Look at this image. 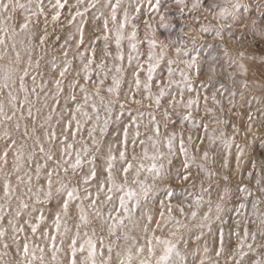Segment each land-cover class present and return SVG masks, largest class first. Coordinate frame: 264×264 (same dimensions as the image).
<instances>
[{
  "label": "snow or ice",
  "instance_id": "6c2138e0",
  "mask_svg": "<svg viewBox=\"0 0 264 264\" xmlns=\"http://www.w3.org/2000/svg\"><path fill=\"white\" fill-rule=\"evenodd\" d=\"M98 0H90V4H84V0H77V5L84 4V9L81 11L79 7L75 15L69 13L68 23L75 24V33L64 40L61 45L63 51V60L61 64H57L55 59L51 61L52 69L59 68L57 77L52 80L55 89V94L52 95L53 104L51 110L46 118L48 123V130L43 139L40 136L30 135L28 125H24V131L18 139L14 133H20L22 120H31L33 118V106L29 97L36 94L37 100L40 99V92H44L45 100L48 98V92H45V84L43 78L39 86L37 85V76L40 75L39 71L36 74H31L29 69L33 67V60L31 58L27 61V68L20 69L17 65L20 62V52L16 51L17 37L23 36L21 43L27 42L28 50H32V41L35 39L37 45L41 46L42 51L45 49L46 41L49 40L48 23L49 14L51 22L56 23L60 21L62 11L68 4V0H0V46L4 48L11 47L15 51V58L8 62L6 67L0 68V89L8 88L7 99L9 100V107L6 111V106L0 102V141L5 142L3 150H0V174L4 175L3 179V197L10 201L15 198L18 201V206L15 212V217L22 215L23 210L30 208L28 200H32L34 204L45 205L56 199L57 209L53 214L50 230H41V225L48 228L46 216L44 211H39L35 217L29 216L26 221L28 229L33 237L38 233L41 238L45 240L46 246L51 247V260L56 261V264H65V261L58 259V253L63 250L65 238H67V249L64 253L66 257V264H112L114 242L105 244V237L103 233H107L108 237H115L116 240L123 238L124 245L120 250L115 252L116 264H184V257L181 254L178 243L182 237L180 236V229L187 228L188 225L177 219L172 215L173 205L171 203L165 204L163 200L159 202V206L164 211L157 213L160 221H154L151 211L145 212L143 205L148 204L154 191L158 187H162L172 177L173 157L179 153L183 154L180 165L176 170L175 179L180 183L189 182L193 178L191 169L193 167L199 169L204 173V178L211 179L214 175L212 171L207 169L203 163H197V156L191 152L189 147L186 146L183 132L177 133L176 131H167L168 124L171 121V113L179 107L184 111L181 113V128L187 122L192 128L202 127L205 133H208V125L197 124V119L194 113H198L201 109V101L203 102V110L205 114H215V109L209 107V100L212 104L219 107L223 111L220 100L217 94L213 93L211 97L208 95L201 96L200 91L193 86V78L206 76L205 84L217 80L219 75L225 71L223 65L220 64L219 57H213L207 63L205 69L201 63V53L197 47V40L202 39L205 35H211L213 40H219L222 43L217 46L208 45V47L215 50L216 47L222 49V54L227 58L226 63L229 67L237 65L241 75H246L247 69L245 65L240 62L244 59V53H238V59L231 57L229 48L225 46V32L227 31L228 39L235 36L234 28L247 29L253 35L264 36V0H259L255 5L251 4L250 0H172V3H166L165 0H146L148 4V11L151 20L163 28H169L170 21L173 18V10L178 11L181 16L187 12L189 14L203 13V17L197 15H190V19L196 22L198 28L192 29L197 35L191 37L190 43L194 46L191 49L186 47L183 40L172 41L156 39V29L153 28L149 20H145L144 26L147 30L151 31L152 36L148 39V52L146 60L143 63L140 61V53L138 51L137 39V25L131 23L135 19V15H139L143 4L141 0H136L135 4L129 3L125 6L124 0H107L108 15L104 11H98L94 19L101 20L102 35L104 46L102 49L103 55L100 56L97 62V49L94 46L85 47V23L83 19L90 8L97 7ZM131 8L132 12H129ZM258 13L257 18L251 15L245 16V12H250L252 9ZM20 10L22 13L19 22H17L16 13ZM135 14V15H133ZM154 14V15H152ZM118 15H122V19L118 20ZM81 17L79 23L76 18ZM41 18H43L41 20ZM158 18V19H157ZM12 23H9V22ZM109 21H111L112 28H109ZM206 21V22H205ZM130 26V28H129ZM125 29H129L125 33ZM114 32V43L116 47V54L113 55L109 51V44L111 40V33ZM183 35V29H181ZM241 38H244V33L241 32ZM12 43L9 45L8 40ZM57 40L60 38L57 36ZM128 40L129 47L132 52L137 53L134 57L129 54L127 56V65L131 67L133 60H136V69L132 73V82L128 86V92L123 97L121 102V86L124 81V61L125 55L122 50V41ZM75 41L70 45L69 41ZM169 44H178L175 47L177 59L167 57V49ZM75 48L76 51L72 53V58H69L70 48ZM181 53L186 59H180ZM111 57L113 64L111 68L107 67V59ZM79 58L80 71H75V76L80 77L81 71L83 72V79L86 82H92L94 86V97H90L89 88L87 83L80 84L79 80H75L70 84L71 91L64 98L63 111L69 113V118L64 122V128L61 130L60 136L57 135L55 128L51 126L53 113L60 107V97L64 92L62 86L66 73L73 68V59ZM41 59L43 57L41 56ZM119 62V63H116ZM182 63L185 67L179 71L180 79L177 80L176 70L172 67L174 64ZM147 65L145 68L144 65ZM161 65L166 67V81L162 77L165 73L161 72L157 76V70ZM35 68H40V60L35 61ZM115 72L111 76V84L104 88L105 81L109 78V73ZM141 72L146 73L144 79L141 78ZM99 77L93 79V76ZM30 78L32 81L31 89L25 86V79ZM227 79L232 84L240 83L243 87L247 88V82L244 80L237 81L233 72L227 73ZM19 84V90L24 92L23 102H19L18 96L14 95L12 89L16 84ZM157 91L153 92V86ZM221 94L226 91L223 81H217ZM39 87V92H38ZM77 88L82 94V102H77L76 91ZM109 94L111 99L105 104V98L101 96V90ZM204 88V84L201 85ZM50 91V90H49ZM186 93L188 94L186 96ZM2 94V93H0ZM141 96L138 99L137 96ZM237 93L231 92V96L235 97ZM167 97V100L165 98ZM90 98L92 99L89 104ZM95 98H99V105ZM144 99L149 101L148 107L155 108L160 111L161 119H157L154 112L149 113V124L151 125V135L146 139L151 142V147L154 149L153 153L149 155L147 148H142L141 155H137L135 148L137 144L143 145L145 140L140 139L141 125L143 123V113L138 112L136 116H132L131 112L128 114V122L123 126L121 132V139L117 145L103 144L102 138L107 134L110 120L112 119L113 106L119 105V112L117 120L125 115L126 105L129 103L142 105ZM69 102L73 105L69 108ZM162 102H164L162 104ZM229 105L234 106V100L229 99ZM25 105L27 107L25 108ZM48 107L47 104L44 105ZM101 106L105 112V117L101 123L100 111ZM91 108V113L87 110ZM40 112V109H36ZM19 113V116H17ZM26 113V115H25ZM94 114V115H93ZM252 119L251 116L248 117ZM89 121H94L92 127L87 131L88 141L83 137L79 140L76 139L77 134L81 132L82 124ZM60 123L58 119L56 121ZM75 122V123H73ZM163 125L164 134L162 136L161 126ZM45 125H40L43 128ZM148 128V125H144ZM99 129V135H97ZM132 129V132H129ZM33 133L35 128H33ZM131 135V140L129 136ZM71 136L72 142L69 143ZM62 137V138H61ZM224 133L221 132L220 139L228 150V155H231V142L223 139ZM217 137H209L210 143H215ZM27 140H32L33 144L28 145ZM59 140V144L56 141ZM234 140V137H233ZM197 143H203L202 139L197 141L193 140L192 135H188L187 144L195 148ZM47 145V147H46ZM79 145V147H77ZM166 147L167 151H161V147ZM106 147L103 152L102 159L104 161L102 166L97 165L98 155L101 154L102 149ZM129 148L132 149L129 155ZM36 149L43 156L44 163H36L34 174L37 183L33 184V175L28 172L25 165L34 161L36 156ZM238 153L236 157V169H240L241 158L245 155L244 148L237 145ZM196 151H199L197 148ZM13 154L11 172L17 174V187L21 184L24 185L26 192L23 196L16 194V187L10 179V175L5 172L8 165L9 153ZM201 159L207 161L209 153L204 151ZM144 160L150 161L146 166ZM52 161V166L49 168L48 162ZM87 169L85 170V166ZM224 167L228 166L227 159L224 160ZM252 171L247 172V179L254 180L259 193L261 194L256 203L253 204L252 215L259 219L262 229H264V214L256 211L259 203H264V162L259 165V171H256L257 165L252 164ZM25 175H19L21 171ZM44 174V182L39 183L41 173ZM61 173L63 175H61ZM129 173H132V179L129 180ZM143 173H146L144 179H141ZM103 175V179L100 176ZM228 179L227 176L224 177ZM149 180L151 182H149ZM95 183L97 191L95 194L91 191V186ZM131 185H136L132 187ZM195 186V185H193ZM201 193L195 196L194 204L198 209L204 203V193L209 194L207 200V211L201 216V223L197 227L204 229L207 228L211 232V224L213 220H220L221 213L224 211L223 201L230 197V191L225 188L223 195H219L218 200L214 203L211 199V188H205L201 183ZM238 191L242 194L243 199L247 200L253 196V191L248 186L239 187ZM104 194V199H101V193ZM165 197L170 201L174 195L171 188L165 190ZM27 197V200L24 198ZM118 200V209L116 205L109 210L105 216L102 207L106 202ZM87 201V204H85ZM176 210L184 215V208L176 205ZM192 207V204H189ZM240 209L245 208V204L239 205ZM137 210L140 212V217L137 219L135 213ZM215 211V216L212 213ZM167 213V222H165V214ZM239 214V213H238ZM191 218H197V211L190 213ZM4 219V209L0 205V222ZM244 219L247 221V216ZM69 221L73 223L70 225ZM98 221L96 226L90 227L94 222ZM127 221V223H126ZM143 221V223H140ZM171 223L174 231L170 235L176 237V240L166 239L156 235V231L152 229L155 224V229L162 231L163 228L168 227ZM239 223V221L237 222ZM8 224L12 226L14 234L24 232V227L14 223V218L8 220ZM140 227L144 233L146 246L140 245L136 242V238L130 235L129 229ZM90 228V232L89 229ZM83 234H81V230ZM7 229L0 226V240H3L7 235ZM53 231L55 234H53ZM101 235H97V233ZM149 234L151 238H149ZM235 235L239 238L237 251L231 255V260L234 264H242L245 256L248 255L253 249L252 243H247L249 239V231L247 227L244 228L243 234L236 231ZM57 236L60 237V246L57 247ZM200 239V235H197ZM251 239L255 241V236ZM13 243L16 244L17 255L20 259L16 264H48L45 260V248L40 247L39 244L28 241V237L24 238V243L20 244L16 235L12 236ZM264 247V242L261 243ZM157 247H159V254H157ZM245 247L248 251H245ZM3 248L8 249L9 244L3 243ZM107 249V255H105ZM147 250L148 258H140L144 256ZM209 249L204 248L205 257L210 260V264H220V260L216 259L211 261L208 257ZM217 258L224 256L225 264H228L227 255L225 254L224 247V234L223 231L219 233V247L215 251ZM200 264H205V259L200 260ZM256 264H264V260L256 261Z\"/></svg>",
  "mask_w": 264,
  "mask_h": 264
},
{
  "label": "rangeland",
  "instance_id": "374dc122",
  "mask_svg": "<svg viewBox=\"0 0 264 264\" xmlns=\"http://www.w3.org/2000/svg\"><path fill=\"white\" fill-rule=\"evenodd\" d=\"M23 2V0H22ZM125 6L129 3V0H124ZM166 3H172V0H165ZM251 4L255 5L259 2V0H250ZM47 4V0H45ZM132 4L136 3V0H131ZM143 7L141 8V12L139 15H135V19L131 21V23H135L137 25V39L140 42L138 44V51L140 53V61L143 63L146 60L147 52H148V39L151 38V31L147 30L144 26V21L149 20L153 28L156 29V39L157 40H165L167 43L168 40L172 41H180L183 40L188 49L193 48L194 46L190 43L191 37L197 35L192 29L198 28V25L195 21L190 19V15H197L198 17H203V13H195L189 14L187 10L181 16L178 11L173 10V18L170 21L169 28L160 27L155 20L150 19L148 4L146 0H141ZM84 4H90V0H84ZM84 4L77 5V0H68V4L65 6L64 10L61 14L60 21L55 24L51 22V16L49 14V23H48V35L49 40L46 41L45 49L42 51L41 46L37 45V41L33 39L32 41V50H28L27 42L21 43L23 41V36L17 37V48L16 51L20 52V62L17 65L18 68L23 69L27 68V61L29 58L33 60V67L29 69L31 74H36L39 71L40 75L37 76V85L41 83V79L43 78V82L45 84V92H48V98L45 100L44 92H40V99L37 100L36 94L30 95L29 99L32 102L33 106V118L31 120H22L20 133H14V135L20 139L21 133L24 131V125H28V131L30 135L40 136L42 139L45 136V133L48 130V123H46V118L51 110V106L53 104L52 95L55 94V89L52 84V80L57 77V73L59 68L53 70L51 66V61L55 59L57 64H61L63 60L62 56V47L64 40L69 36L75 33V24L68 23V15L71 13L75 15L77 7L81 11L84 9ZM98 11H104L106 15H108L107 9V0H98L96 8H90L87 12L86 16L83 18L85 23V47L91 45L96 47L97 49V62H99L100 56L103 55L102 49L104 46V40L102 35V26L101 20L94 19L95 15L98 14ZM129 12L132 10L129 8ZM154 15V14H152ZM246 17L251 15L253 18L258 17V13L253 8L250 12H245ZM22 13L20 10L16 13L17 22L21 18ZM43 18H41L42 20ZM122 19V15H118V20ZM158 19V18H157ZM81 17L76 18V22L79 23ZM206 22V21H205ZM9 23H12L11 21ZM109 28H112L111 21H109ZM130 28V26H129ZM183 29L184 33H188L187 35H183L181 32ZM129 29H125V33L127 34ZM235 36L232 39H228L227 31L225 32V46L229 48V52L231 57L234 59H238V53H244V59L242 62L246 69V75H241L239 72L237 65L228 66L226 63L227 58L223 56L222 49L216 47L215 50L213 48L208 47V45L217 46L222 42L219 40H213L211 35H205L202 39L197 40V47L201 53V63L204 68H207V63L212 60L213 57H219L220 64L217 67L223 65L224 72L222 75L217 77V80L211 81L205 84L206 76H201L199 78H193V86L200 91L201 96L208 95L211 97L213 93L217 94V98L220 100L221 105L223 107V111H220L219 107L212 104L211 100H209V107L215 109V114H205L203 110V102L201 101V109L198 113H194L197 119V124H207L208 125V133H205L202 127L192 128L187 122H185L184 127L181 128V113L184 111L182 108L177 107L174 111L169 109L171 113V121L168 124L167 131H176L177 133L183 132L186 146L189 147L191 152L197 156V163H203L207 169L212 171L214 175L211 179L204 178V173L199 169L193 167L191 169L193 173V178L189 182L180 183L175 179L176 170L180 165V161L183 158V154L177 151V154L173 157V168H172V177L169 181H167L162 187H158L157 190L154 191V194L150 198L148 204L143 205L145 212L151 211L154 221L159 222L160 217L157 215L158 212L164 211L159 206V202L161 200L164 201L165 204L171 203L173 205L172 215L177 219L181 220L185 224L188 225L187 228L180 229V236L182 239L177 241L178 248L181 254L184 257V264H200L201 259H205V264H210V260L205 257L204 248L207 247L209 249L208 257L211 258V261L216 259L220 260V264H225V257L221 256L217 258L215 256V251L219 247V233L223 231L224 234V247L225 254L227 255L228 264H234L231 260V255L235 254L237 251L238 245V237L235 235L236 231H240L241 235L243 234V230L247 227L249 231V239L247 243L253 244V249L248 252V255L245 256L242 264H256L258 260H264V247H261V243L264 242V229L261 228L259 219L252 215L253 212V204L256 203L257 199L260 197L259 190L257 189L254 180L250 181L247 179V172L252 171V164L257 165L256 171H259V165L261 162H264V36L253 35L248 32L247 29H241L239 27L233 29ZM241 32L244 33V38H241ZM114 32L111 33V40L109 44V51L116 54V47L114 43ZM60 39L57 40L56 37ZM8 44L10 45L12 41L9 39ZM75 41H69V44H74ZM179 46L178 44H169L167 49V57L171 59H177L175 53V47ZM122 50L125 55L124 61V81L121 86V102H123L124 95L128 92V86L132 82V73L136 69V60L134 59L131 67L127 65V56L129 54L134 57L137 53L132 52L129 47L128 40L125 39L122 41ZM76 49L70 48L69 50V58H72V53L75 52ZM41 56L43 59H41ZM15 58V51L12 50L11 47L4 48L0 46V68L6 67L8 62ZM108 63L107 67L111 68L113 61L111 57L106 58ZM180 59H186L181 53ZM40 60V68L37 70L35 68V61ZM119 63V62H116ZM145 68L147 65H144ZM172 67L176 70L175 78L177 80L180 79L179 71L184 69V65L174 64ZM75 71H80V60L79 58L73 59V68L66 73V76L63 80V88L64 92L60 97V107L56 109L53 113V119L50 122L51 126L55 128L57 135L60 136L61 130L64 128V122L69 118V113L63 111L64 109V98L71 91L70 84L75 80H79L80 84L87 83L89 88L90 97H94V86L92 82H86L83 79V72L81 71L80 77L75 76ZM163 72L165 75L162 77L166 81V67L161 65V68L157 70V76H160V73ZM233 72L237 81L244 80L247 82V88L243 87L240 83L232 84L230 80L227 79V73ZM115 72L109 73V78L105 81L104 88L111 84V76L114 75ZM2 76V73H0ZM146 77L145 72H141V78L144 79ZM99 77L93 76V79H98ZM217 81H223L226 87V91H223L221 94L217 90L219 89V83ZM2 83V81H0ZM204 84V88H201V85ZM25 86L29 89L32 87V81L30 78L25 79ZM102 88L101 96L105 98V104L111 97L109 94ZM39 92V87H38ZM50 90V91H49ZM9 89L3 88L0 89V102H3L6 106V111L9 107V100L7 99V93ZM14 95L18 96L19 102H23L24 92L19 90V84L17 83L15 88L12 89ZM157 91L155 87V83L153 86V92ZM235 91L237 95L235 97L231 96V92ZM188 94L186 93V96ZM77 102H82V94L79 92L78 88L76 91ZM138 99H141V96H137ZM234 100V106L229 105V99ZM97 104L99 105V98H95ZM167 100V97L165 98ZM92 99L90 98L89 104H91ZM164 102H162L163 104ZM47 104L48 107L44 105ZM149 101L144 99L142 105L140 104H132L129 103L125 108V115L120 117L117 120V115L119 112V105L113 106V114L112 119L109 123V128L107 134L102 138L103 144L107 146L108 144L117 145L121 139V135L118 133L121 132L123 126L128 122V114L131 112L132 116H136L138 112L143 113V123L141 125V136L140 139L145 140L143 145L137 144L135 148V152L137 155H141L142 148H147L149 155H151L154 149L151 147V142L146 139L147 136L151 135L150 132L151 125L149 124V113L154 112L157 116V119H161L160 111L157 110L155 106L149 108ZM27 105H25V108ZM73 105L69 102V108H72ZM39 108L40 112H37L36 109ZM91 113V108L87 109ZM26 115V113H25ZM94 115V114H93ZM19 116V113H17ZM251 116L252 119L249 120L248 117ZM101 123L105 117V112L103 110V106H101L100 111ZM60 120V123H57V120ZM45 126L43 128L40 127L41 124ZM75 123V122H73ZM94 121H89L87 123L82 124L81 132L77 134L76 139L79 140L81 137L85 141L88 140L87 131L92 127ZM144 125H148V128H145ZM33 128H35V132L33 133ZM129 132H132V129H129ZM221 132L224 133L223 139H227L231 142V155H228V150L225 148L222 140L219 138ZM162 136L164 134L163 125L161 126ZM97 135H99V129H97ZM188 135H192L193 140L197 141L198 138L203 140V143H197L195 148L191 145L187 144ZM215 136L217 137L215 143L209 142V137ZM234 137V140H233ZM62 138V137H61ZM131 135L129 139L131 140ZM59 140L56 141L59 144ZM69 143L72 142L71 136L69 138ZM28 145H32V140H27ZM237 145L244 148L245 155L241 158L240 161V169L237 171L236 169V157L238 153ZM5 146L4 141H0V150H3ZM47 147V145H46ZM79 147V145H77ZM199 151H196V149ZM163 152H166V147H161L160 149ZM106 151V147L102 149L101 154L98 155L97 165L102 166L104 161L102 159L103 152ZM207 151L209 153V159L205 162L201 159L202 153ZM132 149L129 148V155H131ZM227 159L228 166L224 167V160ZM12 160L13 154L9 153L8 165L5 168V172L10 175V179L13 183V187H16V194L23 196L26 192V189L23 184L17 187V174L11 172L12 168ZM147 166L150 161H143ZM36 163L43 164L44 159L43 156L39 153L38 149H36V156L33 162L25 165V168L28 169V172L33 175V184L37 183L35 179L34 169ZM52 161H49V168L52 166ZM87 169V165L85 166V170ZM19 175H25V172L22 170ZM61 175H63L61 173ZM147 174L143 173L141 179H144ZM227 176L228 179L225 180L224 177ZM3 179L4 175L0 174V205L3 206L4 209V219L0 222V226L6 228L7 235L3 240H0V264H16V262L20 259V256L17 255L16 244L13 243L12 236L16 235V239L20 244L24 243V238L28 237V241L30 244L35 243L39 244L40 247L45 248V260L48 261V264H56V261L51 260V247L50 245L46 246L45 240L40 237L39 233L33 237L30 230L28 229L26 221L29 219V216L35 217L39 214V211H44L46 216V224L48 228L45 229V225H41V230H50L51 231V223L53 219V214L57 209L56 199H53L50 203L41 205L34 204L32 200H28L27 202L30 205V208L27 210H23V213L19 217H15V212L18 206V201L15 198H12L10 201L6 200L3 197ZM100 179H103V175L100 176ZM132 179V173H129V180ZM44 182V174L41 173L39 183ZM149 182H151L149 180ZM201 183H203L205 188H211V199L215 203L218 200L219 195H223V190L227 188L231 195L229 198L223 201L224 211L221 213L220 220H213L211 224V232L207 228L201 229L197 227L199 223H201V216L207 211V200L209 199V194L204 193V203L197 209L194 204V199L196 195L201 193ZM195 185V186H193ZM132 187H136V185H131ZM238 186H248L253 191V196L249 197L247 200L243 199L242 194L238 191ZM167 188H171L174 192L172 199L169 201L165 197V190ZM91 191L93 194L96 193L97 188L95 183L91 186ZM101 199H104L103 192L100 194ZM27 200V197H24ZM118 200L115 199L112 202H106L102 211L105 213V216L109 210L113 208V205H116V210L118 209ZM192 204V207H189V204ZM241 203L245 204L244 209H240L239 205ZM87 204V201H85ZM176 205H179L184 208V215H181L176 210ZM192 211H197L198 215L195 220L191 218L190 213ZM256 211L260 214H264V203H259L257 205ZM239 213V214H238ZM213 217L215 216V211L212 213ZM245 215L247 216V221L244 219ZM137 219L140 217V212L137 210L135 213ZM10 218H14V223L19 224L24 227V232H20L14 234L12 232V226L8 224V220ZM239 221V223H237ZM165 222H167V213L165 214ZM73 222L69 221L71 225ZM127 223V221H126ZM143 223V221H140ZM98 221L94 222V224L90 227L96 226ZM152 229L156 231L157 236H161L166 239L176 240V237L170 235L171 231L175 229L172 228L171 223L168 224V227L163 228L162 231L155 229V224L152 225ZM90 232V228L88 229ZM85 229L81 230V234H83ZM130 235L136 238V242L140 245L146 246V241L144 238V233L141 231L140 227L130 228ZM53 234L54 231H53ZM97 235H101V233H97ZM105 237V244L109 242H114V251H113V261L112 264H116V255L115 252L120 250V247L124 245L125 241L123 238L120 240H116L115 237H108L107 233H103ZM197 235H200V239H197ZM252 236H255V241L251 239ZM149 238L151 235L149 234ZM60 237L57 236V247L60 246ZM7 242L9 244L8 249L3 248V243ZM67 238H65V243L63 246V250L58 253V259L65 261L66 257L64 255L67 249ZM157 254H159V247H157ZM245 251H248L245 247ZM105 255H107V249H105ZM140 258H148L147 250L145 251L144 256Z\"/></svg>",
  "mask_w": 264,
  "mask_h": 264
}]
</instances>
